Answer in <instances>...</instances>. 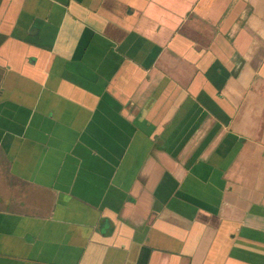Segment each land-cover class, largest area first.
Segmentation results:
<instances>
[{
	"label": "crops",
	"instance_id": "0c3cea01",
	"mask_svg": "<svg viewBox=\"0 0 264 264\" xmlns=\"http://www.w3.org/2000/svg\"><path fill=\"white\" fill-rule=\"evenodd\" d=\"M0 264H264V0H0Z\"/></svg>",
	"mask_w": 264,
	"mask_h": 264
}]
</instances>
